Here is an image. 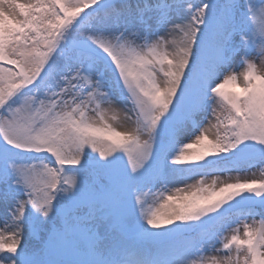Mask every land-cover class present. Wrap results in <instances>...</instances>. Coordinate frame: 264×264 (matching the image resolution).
Masks as SVG:
<instances>
[{
	"label": "snow or ice",
	"instance_id": "1",
	"mask_svg": "<svg viewBox=\"0 0 264 264\" xmlns=\"http://www.w3.org/2000/svg\"><path fill=\"white\" fill-rule=\"evenodd\" d=\"M0 207V264H264V0H0Z\"/></svg>",
	"mask_w": 264,
	"mask_h": 264
},
{
	"label": "rangeland",
	"instance_id": "2",
	"mask_svg": "<svg viewBox=\"0 0 264 264\" xmlns=\"http://www.w3.org/2000/svg\"><path fill=\"white\" fill-rule=\"evenodd\" d=\"M25 2H26V0H25ZM256 62H257L258 65L260 64V60L259 59H257ZM233 68L237 72L242 70V66L240 64L239 57H237L235 59V61L233 63ZM116 107L117 108H121V107H123V104L120 101H117L116 102ZM119 126L122 127V128H130L132 125H131L130 121H127V120L123 119V116L121 115ZM253 173H256L257 176H258L259 175V168L258 167H252V168H249L246 171L240 172V173H237L235 171H233L231 173H221L220 174V178L221 179H226L229 175H231L233 177H235L236 175H241V176H246L248 178H252V174ZM197 179H198V177H193V179L191 181H189L188 183H195ZM211 179H212V177H209V181ZM171 183L172 184L181 183V185H183V182H175V181H173ZM2 218H3V209H2V207H0V220H2ZM101 234L102 235L104 234L103 229L101 230ZM26 239L28 240L29 246H31V247H35V246H37L39 244V240H37L36 238H33V237H28L27 234H26ZM114 239H115L114 235L109 234L107 236V238L105 239V241H104L105 246L110 245L113 242Z\"/></svg>",
	"mask_w": 264,
	"mask_h": 264
}]
</instances>
